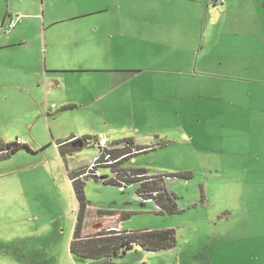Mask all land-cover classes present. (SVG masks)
I'll return each instance as SVG.
<instances>
[{
    "label": "rangeland",
    "instance_id": "rangeland-1",
    "mask_svg": "<svg viewBox=\"0 0 264 264\" xmlns=\"http://www.w3.org/2000/svg\"><path fill=\"white\" fill-rule=\"evenodd\" d=\"M88 6L109 10L71 20ZM10 18L17 21L12 30ZM53 22L46 35L59 45H54L59 69L70 65L62 52L73 37L101 39L108 48L103 64L113 62L121 70L138 64L142 73L129 86L135 82L140 90L139 112L133 120L129 101L119 104L113 97L121 89L109 91L105 102H96L99 96L89 102L81 74L54 73V79L65 80L61 103L68 79L80 85L76 95L82 94L75 109L60 110L63 105L47 93L54 81L36 77L35 62L0 51V145L16 143L18 149L0 158V264H264V0H0V45L9 38L38 40L43 26ZM100 76L114 79L110 73ZM143 92L147 99L140 105ZM101 133L111 143L147 137L156 150L122 167L169 175L167 189L185 212H150L152 205L137 199L135 187L121 191L85 178L90 202L85 217L95 225L98 208L121 212L127 203L132 214L123 230L173 229L176 248L150 253L136 246L122 257L103 259L71 254L79 205L70 175L97 167L99 150L81 144L83 137ZM73 134L79 140L67 143L61 155L59 144ZM157 137L169 145L159 148ZM95 170L104 179L114 176L109 168ZM182 174L191 179L173 176ZM223 211L228 224L215 222ZM110 222L100 232L117 227ZM85 229L84 237L99 233ZM221 233L232 234L233 243Z\"/></svg>",
    "mask_w": 264,
    "mask_h": 264
},
{
    "label": "crops",
    "instance_id": "crops-1",
    "mask_svg": "<svg viewBox=\"0 0 264 264\" xmlns=\"http://www.w3.org/2000/svg\"><path fill=\"white\" fill-rule=\"evenodd\" d=\"M51 3H54V0H51ZM102 8H104V9H102ZM104 10L107 11L109 9L107 7L93 8V7L88 6V7H85L86 13H83V14L82 13H79V14L76 13V14H74V16L71 20H74L77 18L83 19V18H86L87 16H90L94 12L100 13V12H103ZM82 11L83 10H81V12ZM25 16H29V18H31L33 20H40L39 15L36 13H33V14L28 13ZM53 26H54V22L52 23V25L50 27L43 26L44 27L43 33H41V31H39V34L37 35V36L40 35V38L38 40L27 39V40L14 41L13 39L9 38L5 43L0 45V51H15V52H10V53H12V54L17 53L18 55H21L22 59H25L26 61H28V63H30V65H31V63L35 62L37 69L33 73L36 75V77L39 76V79H40V76L44 75V77L50 78L51 82L54 81V86H51V87H54V90L51 89V91H49L47 93L53 94L54 98L56 99V102H59L61 105H63L61 107V109L64 107H71V109H75L76 105H72V104L73 103L81 104V103H79L81 101H79L78 99L80 97H82V94H80L79 97L76 95V92H78V86H80V85H78L76 82L74 83L68 79V81H69V86H67L68 92L66 93V95H62L61 98H63L64 102L61 103L59 100V95H60L59 91L63 88L62 84L65 82V80H63L61 78H56V77L54 79V73H68V74H74V75H80L81 74L82 76H79V77L83 80H79V79H77V80L82 82L81 83L82 86H86V90H82L81 92H83V91L88 92L89 102L91 100V97H95V96L102 97L101 100L99 98H96V100H95L96 102H101V101L105 102L106 98L112 97V96L108 95L109 91H111L113 94V93L117 92L119 89H121V92L119 93V95H113V97L115 96V98H116V96H117L119 98V101H118L119 104H124V103H126V101H129V107L131 108V111H132L131 112L132 119L136 118L137 117L136 112H139L136 109L137 108L136 107L137 94L140 90L137 87V84L135 82H134V84L132 83V85H130V86H129V84L132 81H135L136 76H138L140 73H142V69H139L138 64L136 63L137 65L135 67H129L130 69H128V70H130V73H128L127 69L121 70V68H117V66L114 65L113 62H111V60H109V62H111L109 65L103 64L101 61L105 60L107 58L108 48L105 47V43H103V41H101V39H94V41H82L81 39L73 37V39H68V41H66V43H68L69 41H71V42L66 45L67 50L62 52L64 54H67L66 59L69 58L68 60H71L70 65L67 64L66 67H62L61 69H59L58 67H56L54 65V61L56 62L57 58H58V56H57V58L54 60V45L56 48H58L59 45L57 43H54V38L46 35V33H47L46 31L49 30ZM91 30L97 34L100 29L99 28H95V29L91 28ZM70 48H72V50H70ZM115 56H118V53H116ZM42 60H43V64H42ZM65 64H66V62H64L63 66H65ZM39 68L42 71H38ZM116 72H119V74H117ZM122 72H123V74H122ZM107 73L112 74L114 79H109L106 76H100L101 74H107ZM94 75L97 78H93ZM116 75H118L117 79H116ZM115 83H116V86H114ZM103 90H107V91L103 92ZM99 91H101V92H99ZM210 91H212V90H210ZM97 94H100V95H97ZM181 95L182 96L184 95L183 98H185L186 97V90L184 92H182ZM182 96H180V97H182ZM141 98H143V99H141L140 105L142 104V102L144 100L147 99V94L145 92H143ZM89 102L88 103H82V107L83 108L88 107L90 105ZM216 106H217V104H216ZM54 107L58 108L59 105L54 103ZM143 111H145V110H143ZM147 111H151V112H153V114L155 113L154 110L147 109ZM213 111H214V113H216V108H214ZM141 115L143 116L144 119L147 118L143 113H141ZM101 134H103V133H101ZM72 137L78 138L74 134L70 138H72ZM187 138H188V136H187ZM127 139H131L134 143V146L136 147V148H134V152H133L134 154H132V155H135L138 152L137 148L149 147V144H147L149 139H147V137H145V136L137 137V134H136V135H133V138H127ZM193 141H194V138L191 137L190 142L186 141L185 144L191 146ZM155 142H158V143L163 144V145L165 144L166 145L165 147H167L168 146L167 144H169V141L161 140V138H159V137H157L155 139ZM155 150H153V151H155ZM131 159H133V158H131ZM120 190L125 191L122 189H120ZM126 207H127V203H125V205L122 206V208H123V210H121L122 213L117 212V210L116 211L113 210L114 208H110V209L98 208V213L95 217L96 219L94 220L96 222V224L92 225L91 224L92 220L90 221L87 219V217H85L83 233L86 230L85 227L87 228V227L91 226L97 232L98 231L100 232L102 228L111 227L110 220H112L113 223L115 224V226H117L115 228L116 231H117V229L122 230V231H126V230L122 229L123 228L122 223L126 219H128L130 217V215L132 214L131 209H128ZM181 210L183 211V213L185 212L184 208H181ZM227 214H228V211H226V212L223 211L220 213V215L217 214V216L215 217V222H216V219L218 218L221 221L226 220L225 223L228 224L229 218L227 217ZM221 235H222L223 239H226L228 242L233 243V237H232L233 235L232 234L230 235L229 233H226V234L221 233ZM225 235L228 236V238Z\"/></svg>",
    "mask_w": 264,
    "mask_h": 264
},
{
    "label": "trees",
    "instance_id": "trees-1",
    "mask_svg": "<svg viewBox=\"0 0 264 264\" xmlns=\"http://www.w3.org/2000/svg\"><path fill=\"white\" fill-rule=\"evenodd\" d=\"M12 19L13 18H10V21ZM68 109H71V107H64L61 110H68ZM99 136H103L104 138L107 139V137L104 136L103 134H99L98 136L93 138L88 136L83 137L82 139L84 141V144H81V147L92 146L97 148ZM75 139H76L75 137H72L65 141H62L58 147L59 153L63 155L64 153L62 151V148L72 140H73L72 142L79 140V139L76 140ZM109 144L114 147L113 151H108V153L111 155V158L113 160H117L123 157V160L112 165L111 167L109 166H102V167L109 168L113 173H117V178L120 181L127 183V186L125 187L126 189L129 187L130 188L135 187L136 197L137 195H140L141 193H145V192L157 193L158 195L156 198L157 202L164 209V212H158L156 214L175 215V214L183 213L181 207L178 205V197L167 189L165 178L170 177L169 175L150 176L148 174V171L145 169L129 171L127 169L125 170L122 167L124 162L130 160L131 158H134L135 155L137 156L140 154H145L147 152L155 150L156 148L154 147L137 148L138 152L135 155H132L134 154L133 153L134 148L136 147L134 146V143L131 139H124L112 143L109 142ZM15 146L16 143L0 145V150L6 151L5 153L0 154V158H6L16 154L18 149ZM158 146H160L159 148L161 147L163 148L166 145L159 144ZM81 147L75 148L73 150L80 151ZM100 160L104 161V156H102ZM117 167L119 168V170H116ZM95 168H99V166ZM84 173H85V168L79 169L78 171L70 175V182L72 184L79 205L77 221L73 232L72 241L70 244V252L72 255H76L86 259H103V258H112V257H122L126 255L127 252L133 250L136 246L140 247L145 252H150V253L169 251L177 247L176 231L173 229L158 230V231L142 230L138 232L113 230L107 234L99 232V234H97L96 236L84 237L83 230L85 223V214L90 204V202H88L86 198V193H85L86 184L85 182H83L85 181V178H82ZM173 176L179 177L181 179H189V178L191 179V174H182V175H173ZM88 178H92V177H88ZM150 178H152L153 181L151 182L146 181L144 183H141V181L149 180ZM94 179L96 180L97 177H94ZM103 184L109 187H118V188L122 187L121 184L118 181H115L114 179L108 180Z\"/></svg>",
    "mask_w": 264,
    "mask_h": 264
},
{
    "label": "built area",
    "instance_id": "built-area-1",
    "mask_svg": "<svg viewBox=\"0 0 264 264\" xmlns=\"http://www.w3.org/2000/svg\"><path fill=\"white\" fill-rule=\"evenodd\" d=\"M17 25V21L12 19L11 21H9V24H8V30H12L16 27ZM2 29L4 30V26H2ZM97 148L99 149V155L94 159V164H97V166H109L111 167L112 165L120 162L121 160H123V157L122 158H119L117 160H113L111 158V155L108 153V151H113L114 147L112 145L109 144V142L107 141L106 138H104L103 136H99L98 138V144H97ZM104 156V161L100 160L101 157ZM96 168L94 166H90L88 169H87V172L84 173V175L82 176V178H88V177H92L93 180L94 177H97V179H100L101 181L103 182H106L108 180H111V179H114L115 181H118L122 187H120V189L124 190L126 189L125 187L127 186V183H124L122 181H120L118 178H117V173H114V176L110 177V178H103V174L98 172V170H95ZM170 177H166V181L169 179ZM151 182L153 181L152 178H150L149 180H145V181H141V183H144V182ZM130 188V187H129ZM157 193H154V192H145V193H141L140 195H137V199L139 200H142V201H145L147 203H150L152 205V210L153 212L155 213H158V212H164V209L158 204L157 202ZM115 230V229H113ZM117 231H119L117 229Z\"/></svg>",
    "mask_w": 264,
    "mask_h": 264
},
{
    "label": "flooded vegetation",
    "instance_id": "flooded-vegetation-1",
    "mask_svg": "<svg viewBox=\"0 0 264 264\" xmlns=\"http://www.w3.org/2000/svg\"><path fill=\"white\" fill-rule=\"evenodd\" d=\"M5 152H6L5 150H2V151L0 150V154H3V153H5Z\"/></svg>",
    "mask_w": 264,
    "mask_h": 264
}]
</instances>
